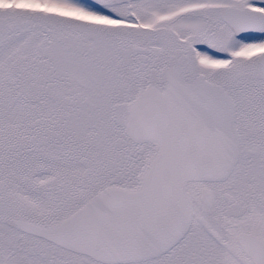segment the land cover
<instances>
[{"label": "snow or ice", "instance_id": "obj_1", "mask_svg": "<svg viewBox=\"0 0 264 264\" xmlns=\"http://www.w3.org/2000/svg\"><path fill=\"white\" fill-rule=\"evenodd\" d=\"M0 264H264V0H0Z\"/></svg>", "mask_w": 264, "mask_h": 264}]
</instances>
